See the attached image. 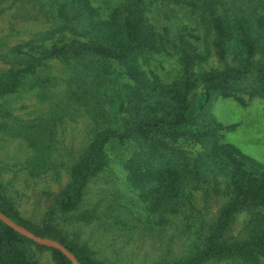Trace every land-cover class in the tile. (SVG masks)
<instances>
[{"label": "trees", "instance_id": "1", "mask_svg": "<svg viewBox=\"0 0 264 264\" xmlns=\"http://www.w3.org/2000/svg\"><path fill=\"white\" fill-rule=\"evenodd\" d=\"M6 1L16 21L36 18L40 26L17 28L12 22L11 31L34 36L15 44L11 36L0 39L8 49L0 53V98L26 86L43 62L58 60L64 67L54 78H65L69 100L92 109L95 124L90 143L67 166L68 182L50 197L43 224L20 218L2 199L1 211L36 235L62 242L82 264H115L94 257L87 242L73 238L72 229L98 215L96 210L88 212L87 191L110 162L109 145L125 146L120 158L127 179L138 190L140 214H186L190 222H199L190 251L153 264H264V168L250 164L234 144L224 141L217 126L199 120L214 92L264 96V0H166L197 10L210 36L207 54L179 50L181 76L169 83L152 78L143 66L148 57L169 52L149 22L148 0H104L99 6L94 0ZM66 34L87 40L74 37L55 44L53 39ZM48 41L53 43L50 48ZM37 48L42 49L39 54L32 51ZM212 59L219 66L206 67ZM113 60L128 65L137 84L118 76L130 88L152 85L153 79L160 84L161 91H155L161 97L158 107L135 104L129 114L119 116L113 105L105 104L103 82L116 70ZM35 82L44 93L56 88ZM186 137L205 141L210 159L192 161L183 149L165 143L166 138ZM191 189L202 190L197 191L200 208L188 193ZM21 248L25 264H42L44 249L55 251V264H73L60 250L37 243L0 218V264H22L17 258Z\"/></svg>", "mask_w": 264, "mask_h": 264}, {"label": "rangeland", "instance_id": "2", "mask_svg": "<svg viewBox=\"0 0 264 264\" xmlns=\"http://www.w3.org/2000/svg\"><path fill=\"white\" fill-rule=\"evenodd\" d=\"M94 2L99 6L104 0ZM148 3L151 7L147 12L149 22L160 33L169 52L148 57L143 66L152 78L169 83L181 76L179 50L207 54L208 24L197 10L187 5H174L166 0H148ZM8 7L9 2L0 0V39L11 36L10 43L15 44L32 38V33L11 31V24L15 23L17 28L39 27V21L36 18L29 23L16 21L14 9ZM66 36L67 39L63 38ZM74 37L87 40L82 36ZM74 37L66 34L53 40L63 45ZM51 42L46 43L49 48ZM6 50L7 47L0 44V53ZM32 51L39 54L42 49ZM218 64L212 59L206 67ZM63 65L58 60L43 62L26 86L7 99L0 98V199L20 218L35 224H43L50 197L68 182L67 166L88 146L95 124L92 109L69 100L65 78L60 75L54 78ZM113 65L115 72L103 82L102 91L108 93L105 104L113 105L112 110L119 116L129 114L135 104L147 109L158 107L155 103L161 97L155 91L160 92L162 87L156 80L149 82L155 87L130 88L118 76L122 74L131 85L137 84L130 76L128 65L118 60ZM2 66L0 59V68ZM35 81L49 87L53 83L56 88L44 93L39 86H34ZM200 88L201 85L195 92ZM72 102L73 106L66 108ZM58 103L63 108L58 107ZM199 120L202 125L217 126L224 141L234 144L248 157L250 164L264 168V96L245 91H233L230 95L214 92ZM165 143L183 149L192 161L210 159L205 141L186 137L166 138ZM121 147L109 145L110 162L87 191L88 212L96 210L98 215L91 221L77 222V227L72 229L73 238L87 242L94 257L115 264H153L163 257H181L190 251L199 222L197 219L190 222L186 214L154 217L140 214L143 209L138 190L127 179L120 158L127 147ZM211 161L215 163L212 156ZM197 191L202 190L191 189L188 193L196 208H200L202 203ZM24 254L23 248L17 251L22 264H25ZM39 259L42 264H55V251L44 249Z\"/></svg>", "mask_w": 264, "mask_h": 264}, {"label": "water", "instance_id": "3", "mask_svg": "<svg viewBox=\"0 0 264 264\" xmlns=\"http://www.w3.org/2000/svg\"><path fill=\"white\" fill-rule=\"evenodd\" d=\"M0 218L4 222H6L10 227L19 231L28 238L34 239V241H36L37 243L60 250L72 261L73 264H82L78 259V257L75 255V253H73L68 247H66L62 242L58 241L57 239H48L36 235L33 231L19 224L10 216H8L6 213L1 211V209H0Z\"/></svg>", "mask_w": 264, "mask_h": 264}]
</instances>
